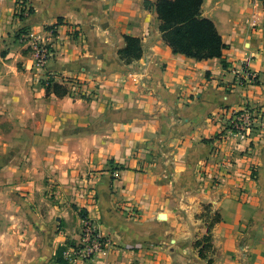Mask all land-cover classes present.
<instances>
[{
    "label": "crops",
    "instance_id": "1",
    "mask_svg": "<svg viewBox=\"0 0 264 264\" xmlns=\"http://www.w3.org/2000/svg\"><path fill=\"white\" fill-rule=\"evenodd\" d=\"M29 1L21 20L18 0H0V264H59L81 211L109 244L78 264H264V126L247 140L229 130L233 112L264 109V0H204L228 67L174 53L145 0ZM126 35L143 48L130 64L117 54ZM33 43L52 48L42 68ZM244 68L257 83H236ZM88 74L103 95L91 103L41 83L71 90ZM46 182L58 184L54 201L40 198ZM206 205L220 221L201 255Z\"/></svg>",
    "mask_w": 264,
    "mask_h": 264
},
{
    "label": "trees",
    "instance_id": "2",
    "mask_svg": "<svg viewBox=\"0 0 264 264\" xmlns=\"http://www.w3.org/2000/svg\"><path fill=\"white\" fill-rule=\"evenodd\" d=\"M21 0H18V4ZM24 3L26 0L23 1ZM204 0H145L144 7L147 10H154L160 20V32L164 41L173 49L174 53L184 54L197 60H207L220 58L224 67H228L223 58L224 49L227 45L223 42L214 22L202 15V5ZM34 13V8L30 7L27 16H21L25 19ZM26 33L23 29L20 34ZM125 46L119 50V54L126 64L139 60L143 55L141 39L133 36H125ZM258 80L254 83H257ZM48 94H55L59 98L71 95V90L63 83L56 82L53 77H48L42 81ZM204 213L201 218L205 219L208 227V235L202 240L196 242V246H203V251L212 247L211 231L215 224L220 221L218 213L210 214L212 207L204 206ZM82 217L87 218L84 211L80 212ZM69 243V242H68ZM57 248V261L59 264H69L64 257L68 250V245ZM74 245V244H73Z\"/></svg>",
    "mask_w": 264,
    "mask_h": 264
},
{
    "label": "built area",
    "instance_id": "3",
    "mask_svg": "<svg viewBox=\"0 0 264 264\" xmlns=\"http://www.w3.org/2000/svg\"><path fill=\"white\" fill-rule=\"evenodd\" d=\"M21 0L18 4L16 16H27L30 5ZM28 33L20 34V42L25 44ZM35 64L37 67H44L46 62L53 55L52 48H47L46 44L33 43ZM257 76L247 68L236 76V83L240 85L254 84ZM264 126V109L245 107L241 111L233 112L230 120L229 130L233 137L240 140H247L253 132ZM108 238L98 229L97 225L88 218L84 219L82 237L76 247H72L65 252L71 264H78L81 261L96 259L108 246Z\"/></svg>",
    "mask_w": 264,
    "mask_h": 264
},
{
    "label": "rangeland",
    "instance_id": "4",
    "mask_svg": "<svg viewBox=\"0 0 264 264\" xmlns=\"http://www.w3.org/2000/svg\"><path fill=\"white\" fill-rule=\"evenodd\" d=\"M25 3H28V6L30 5V1L29 0H26ZM30 7H32V6H30ZM78 33H79L78 31L75 32V35L78 34ZM46 47L50 48V45L46 44ZM122 48H120V49H122ZM119 50L117 51V54H118L120 60L124 64H126L125 61L120 56ZM88 75L89 76H87L85 80L84 79H81V80H79V79H71V80H67L66 81L67 83L71 84L70 86H71V97H72V99H74V100H82V101H84L86 103H91L92 101H98L99 99H101V96H103V95L99 96L100 86H99V83H98V79L95 78L94 76L90 75V74H88ZM47 79H48V77H46L44 80H47ZM105 113H106L107 116H109V114H108L109 112H105ZM159 159L160 158H158V156L155 153H151V156L148 157L146 160H147L148 163L152 164V163L156 162ZM109 163L112 166H115L113 160H110ZM121 167L124 168V166H121ZM46 184H47V186H46L47 189H46V191H43V193L40 195V198L41 197H44V198L46 197L48 201H54V199L56 200V198L60 195V192H59V189H58V184L56 182H51V183L50 182H46ZM3 207H4L3 205H0V208H3ZM14 207L16 208L17 206H14ZM28 208H29L28 205L21 207V212H23V215L25 214V212L27 211ZM204 211H205V209H204ZM204 211H203V213H204ZM5 212L6 213H14L13 206H7L6 205L5 206ZM214 213L215 212L213 210H211L210 214L212 215ZM31 217L32 216H30V218ZM46 222L49 224L50 227L52 226V227H54L56 229V231L58 230L57 232L62 230V228L64 227L63 226L64 224H63L62 220H55L54 219V220L49 221L47 219ZM10 224H12V223H10ZM43 224H44V222L41 221L40 223H38V227L36 228V231L38 233H40V234L42 233ZM0 226H1V221H0ZM82 230H83V227H82ZM82 230H81V235H80L79 241L78 242L69 241L68 249H70L72 247H76L77 244H79V242L81 240V237H82ZM87 261H91V260H87Z\"/></svg>",
    "mask_w": 264,
    "mask_h": 264
}]
</instances>
